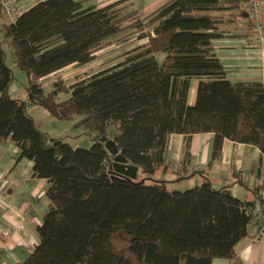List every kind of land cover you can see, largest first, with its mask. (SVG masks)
Here are the masks:
<instances>
[{
  "label": "trees",
  "instance_id": "1",
  "mask_svg": "<svg viewBox=\"0 0 264 264\" xmlns=\"http://www.w3.org/2000/svg\"><path fill=\"white\" fill-rule=\"evenodd\" d=\"M124 2L40 0L0 23L28 76L25 97L12 96L14 72L0 45V142L9 140L19 158L33 162L32 175L47 181L49 200L39 242L18 264H210L214 258L241 264L235 245L248 233L253 202L233 196L230 185L214 188L204 179L169 190L144 173L165 165L171 134L213 133L214 158L224 139L264 155V83L227 79L212 45L223 12L243 1L167 0L148 14ZM133 35L146 41L115 63L71 83L58 74ZM158 53L165 55L161 63ZM49 74L53 89L45 91L39 80ZM29 106L57 119L79 116L91 146L73 147L42 131ZM102 137L138 167L135 180L103 175L112 155Z\"/></svg>",
  "mask_w": 264,
  "mask_h": 264
},
{
  "label": "crops",
  "instance_id": "2",
  "mask_svg": "<svg viewBox=\"0 0 264 264\" xmlns=\"http://www.w3.org/2000/svg\"><path fill=\"white\" fill-rule=\"evenodd\" d=\"M16 1L22 11L40 0ZM81 1L85 6L100 7L115 0ZM166 1L140 0L136 9L143 13L141 10L144 8L155 5L154 10ZM241 1L240 8L223 12L216 29L221 36L213 39L212 45L224 66L227 79L232 82L264 83V28L257 30L249 23L244 13L247 0ZM262 3L264 21V0ZM164 56V53L156 55L158 63L162 62ZM74 66H66L58 74L63 79L62 71L80 68ZM47 76L55 78L53 74ZM197 83V79L190 82L189 104L194 102ZM9 93L22 99L25 97L23 88L16 84L10 85ZM37 110L33 106L27 108L42 130L41 121L33 116L32 111L44 120L48 117ZM213 150V133H195L187 139L182 134H171L165 149V165L155 169L157 174L152 178L166 181L168 189H178L176 187L180 184L187 189L207 179L214 188L230 185L232 195L241 201L256 203V194L264 200V155L256 146L224 139L215 158L212 156ZM32 165L30 159L19 158V150L12 142H0V196L9 204V207H4L0 203V264L23 262L39 242L37 227L42 223L49 200L45 194L47 181L32 175ZM168 170L172 174L166 172ZM255 232L256 227L250 224L248 233L235 245L241 264H264V238L253 236ZM229 263L228 259L214 258L210 264Z\"/></svg>",
  "mask_w": 264,
  "mask_h": 264
},
{
  "label": "rangeland",
  "instance_id": "3",
  "mask_svg": "<svg viewBox=\"0 0 264 264\" xmlns=\"http://www.w3.org/2000/svg\"><path fill=\"white\" fill-rule=\"evenodd\" d=\"M140 0H126V2L123 3L124 6L128 7L129 9L134 8L136 9V4ZM155 6V5H154ZM150 7L148 9L144 8L141 10L144 14H148L151 12L153 7ZM139 7V4H138ZM153 11V10H152ZM9 20L8 16L4 13L0 16V23ZM150 29V23L148 20L145 21V30ZM146 41V38H142L140 40L135 38V35L130 36L126 40H120L114 42L112 45L98 51L96 53V57L93 61L90 63H87L83 66H79L75 71H71V69L64 70L61 73L63 74L62 77H64V81L66 83L73 82L78 77H87L94 71H97L101 68H104L112 63H115L118 61L121 57L125 55L127 51L132 49L133 47L144 43ZM0 45L5 53V62L6 64L12 69L14 72V81L12 84L19 85L20 88H23L25 91V86L28 84V76L25 70L21 69L15 59V53H14V47L10 44L9 39L5 38L3 36V29L0 25ZM77 67V66H74ZM53 78L52 76H46L42 80H40V84L42 85L43 89L45 91H50L53 89ZM60 98H64L65 95L60 94ZM37 111H41L44 115H47V120H44L43 118L38 116V113L35 111H32L33 116H36L39 121H41L42 124V130H45L47 132H50L55 137L61 138L65 142H68L73 147H82V148H88L92 144L91 135L86 131L82 125L78 124L79 122V116H75L72 119H57L51 114H49L46 110L43 108H40L38 106H33ZM160 167L153 168L150 170H147L146 173H144V177H150L152 178L153 175H156L155 169H159ZM170 174L172 172L170 170L166 171ZM176 188L180 190H186V187H182L180 184ZM189 188V187H188ZM169 190H171L169 188Z\"/></svg>",
  "mask_w": 264,
  "mask_h": 264
},
{
  "label": "built area",
  "instance_id": "4",
  "mask_svg": "<svg viewBox=\"0 0 264 264\" xmlns=\"http://www.w3.org/2000/svg\"><path fill=\"white\" fill-rule=\"evenodd\" d=\"M262 5V0H247L246 2L248 21L257 30H262L264 28ZM0 6L10 21H13L20 12L16 0H0ZM176 167L175 165L174 169H176ZM0 203L4 207H9V204L2 197ZM248 211L252 216L251 224L256 227V232L253 233V236L264 238V206L256 202Z\"/></svg>",
  "mask_w": 264,
  "mask_h": 264
},
{
  "label": "water",
  "instance_id": "5",
  "mask_svg": "<svg viewBox=\"0 0 264 264\" xmlns=\"http://www.w3.org/2000/svg\"><path fill=\"white\" fill-rule=\"evenodd\" d=\"M104 142L106 150L112 155V159L108 165V170L103 175H108L110 178H127L135 180L137 178L138 167L127 161L120 153L115 141L111 138H101ZM143 179L140 180L142 182Z\"/></svg>",
  "mask_w": 264,
  "mask_h": 264
}]
</instances>
